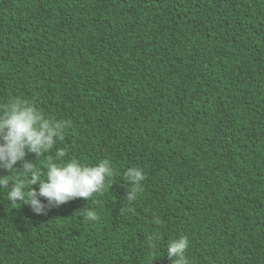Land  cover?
Wrapping results in <instances>:
<instances>
[{
	"label": "trees",
	"instance_id": "obj_1",
	"mask_svg": "<svg viewBox=\"0 0 264 264\" xmlns=\"http://www.w3.org/2000/svg\"><path fill=\"white\" fill-rule=\"evenodd\" d=\"M12 101L70 121L42 178L58 151L112 175L42 214L0 188V264H174L180 236L188 264H264V0H0Z\"/></svg>",
	"mask_w": 264,
	"mask_h": 264
},
{
	"label": "clouds",
	"instance_id": "obj_2",
	"mask_svg": "<svg viewBox=\"0 0 264 264\" xmlns=\"http://www.w3.org/2000/svg\"><path fill=\"white\" fill-rule=\"evenodd\" d=\"M68 126L70 121L45 119L37 107L20 101L10 102L0 112V169L7 173L0 175V188L7 190L9 201H22L35 213L42 214L47 207L59 206L75 198L88 200L105 188L107 178L112 175L108 160L95 165H86L76 159L60 163L64 152L58 151L57 161L47 163L46 178H42L44 171H37L35 163L27 159L29 154L36 158L45 156L62 139ZM18 162H21L19 170L16 169ZM12 172L26 174L28 179L13 182L8 175ZM125 175L135 186L128 194V199L134 200L136 193L142 190L145 175L136 167L128 168ZM87 219L94 221L98 216L94 210H89ZM188 246V237L180 236L168 244L167 255L174 264H188L185 256Z\"/></svg>",
	"mask_w": 264,
	"mask_h": 264
}]
</instances>
